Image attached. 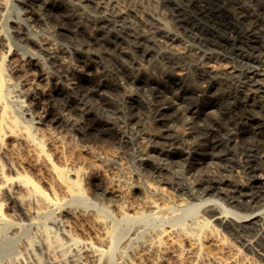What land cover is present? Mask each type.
Instances as JSON below:
<instances>
[{"label":"bare ground","instance_id":"bare-ground-1","mask_svg":"<svg viewBox=\"0 0 264 264\" xmlns=\"http://www.w3.org/2000/svg\"><path fill=\"white\" fill-rule=\"evenodd\" d=\"M38 1L16 0L21 14L36 18L43 7ZM159 1L165 14L147 13L146 17L133 6L102 10L95 0L61 3L62 18L74 21V29L65 36L73 44L71 52L85 67L99 72L106 69L93 56L113 50L127 55L126 66L134 69L136 79L148 87L153 98L150 113L140 111L138 97L131 99L136 111L129 112V119L136 124V134L140 133L135 117L139 111L166 124L169 110L178 121L207 106L220 111L217 124L207 133L216 142L235 148L217 157L220 161L214 171L193 173L190 187L165 176L171 166L161 161L162 156L151 162V156L157 155L139 148L138 166L149 177L140 179L137 169L131 179L119 162L120 166L100 170L108 187L94 192L87 176L89 170L99 171L98 167L87 166L85 158L69 152L64 140L45 122L57 111L78 126L67 92L75 82L66 73L48 70L40 53H25L13 44L9 31L30 37L20 12L10 8L12 1L0 0V240L27 225L34 224L36 233L31 231L34 242L21 234L27 238L18 255L10 258L11 264H43L42 256L50 264L264 261V31L259 30L264 24V0H251L258 3V14L241 0ZM94 4L99 12L86 8ZM128 12L141 22H130ZM59 27L65 28L63 24ZM82 34L85 41L77 38ZM37 42L40 44L39 39ZM45 44H40L42 49ZM46 51L54 56L57 50L49 46ZM154 55L167 63L163 76L180 82V92L169 98H162L151 86L152 76L145 74L143 61ZM33 70L38 82L33 80ZM191 75L194 84L189 82ZM211 88L215 94L208 100ZM189 97L193 100H187ZM183 134L173 127L154 133L150 149L186 159L198 143ZM159 137L168 140L162 144L156 139ZM236 174L244 178H232ZM91 193L98 197L96 201ZM108 193L114 198H106ZM43 218L51 223L47 220L49 224L44 221L39 226Z\"/></svg>","mask_w":264,"mask_h":264},{"label":"rangeland","instance_id":"rangeland-1","mask_svg":"<svg viewBox=\"0 0 264 264\" xmlns=\"http://www.w3.org/2000/svg\"><path fill=\"white\" fill-rule=\"evenodd\" d=\"M9 1H12L10 6L11 10L18 13L20 12L19 19L23 23L28 37H30V40L27 38L25 39L13 35L9 31V39L13 42V44L21 51H25V53H29L30 51L40 53L41 60L48 70L58 73V75L66 73V78L74 80L75 82L73 83V88L71 86V89H67V92H70L69 94L72 96L73 103H71L72 107L75 108H73V115L75 120L78 121V126H74L69 123L65 114L57 113V111H54V114L52 113L48 115L45 122H48L51 129L54 130L62 140H64L65 146L66 148L68 147L67 149L69 152L72 150L74 151L76 157L78 155V158L82 160L85 158L87 166H96L95 169L98 167L97 169L100 171L104 167L120 166L122 163V165H124L126 170L129 172L131 179H133L137 169L141 173L139 174L140 179L149 177L148 174L141 170L138 166L137 150L139 148H143V150L150 151L151 154L153 153V155H157L151 156V162H153L157 157L162 156L161 159L163 160L161 161H164L167 163L166 165L171 166V171H166L165 174L169 180L178 182L186 187H190L191 175L193 173L204 170L214 171L216 169V162L220 161L217 157L222 155L228 149L235 148L231 145L227 146L216 142L213 140L214 138L210 137L207 133L208 128L215 127L214 124H217L215 119L218 118L220 114V111L217 110V108L203 106L202 111L196 114L183 116L181 120L178 121L174 120L175 112L169 110V120L164 119L166 124L162 123L160 119H154L152 115L146 116L141 113L140 111L148 113L146 111L149 110L150 113L154 110L153 106L150 105L153 103V98L152 94L147 93L148 91H146L148 87L136 79L137 73L134 69L132 70V68H130V70L126 66L128 61L127 55H123L118 51L113 50L108 54L93 56L99 64L104 66L106 69L105 72L96 71L92 67H85L81 62H79L76 55L71 52L73 44L65 38V36L68 37L70 31L74 29V21L69 18H62L60 13L61 3L68 0H49L48 3H45V0H39L38 4H40L41 7L43 6L42 8L44 10L41 8L40 17L38 16L37 18L34 15L28 16L21 14L22 7L20 4H18L16 0ZM95 1H100L99 3H101L103 7L99 9L102 10L109 7L122 9H127L131 6L136 7L137 9H140L141 17H146L147 13H154L163 16L166 12V9L163 5H161L159 0ZM241 1L249 5L254 14H258V3H254L251 0ZM95 5L96 4L88 5L86 8L91 12H99L97 6ZM128 18L132 23L135 21L137 23L141 22L134 16V14L129 12ZM164 21L167 26H172L169 19H164ZM60 24H63L65 28L62 29L59 27ZM259 30L264 31V24L260 25ZM77 38L84 41L87 39L85 34H82ZM38 39L40 44L44 41L46 42V49L49 46L54 47L55 50H57L55 55H50L47 53L48 50L46 51V49H42L41 45L37 42ZM175 44L180 47L181 43L175 42ZM143 62L146 70L145 74L150 75L153 78L151 86L162 98H169L180 92V82L178 79L163 76L162 72L165 69L167 70L168 66L167 63L158 57V55H154L150 59ZM77 64L81 66H77L78 68H75ZM72 67H74V69ZM69 70L73 71V73L69 72ZM31 73L34 78V82H38V73L35 70L31 71ZM188 79L190 83L194 84L196 82L193 75H191ZM211 89H209V94L206 96L208 100L211 99L210 96L215 94L214 88ZM126 94H130V96ZM136 97L139 98L141 104L140 111L135 113L137 123L140 124V126L137 127L140 128L139 134L134 132L136 124L131 122L129 119V112L136 111L134 109V103L131 101V99ZM187 100H193V97H189ZM222 122H226V117H223ZM172 127L177 128L180 133H184V136L187 135V137H191L190 140L192 142L198 143L197 150L186 159H183V157L179 154L160 155L150 149V137L154 133L161 131L168 132ZM159 138L156 139L161 141V143H165L168 140L166 138ZM165 158H168V160ZM213 161L215 162L213 163ZM119 162L121 163L119 164ZM90 167L88 168L90 169ZM99 171L89 170L90 174L88 173L87 176V180L94 192L105 191L106 187H108V180L106 176ZM232 178L243 179L244 177L236 174L233 175ZM108 195L106 198L112 199L115 196L109 193ZM91 197L93 201L98 199V197H96L93 193H91ZM214 197H217V195ZM47 220L50 221L48 218H43V221L41 219V221L39 220V223H37L41 226V224L43 225L41 222L45 221L48 223ZM24 227L25 228L22 227L20 229L21 231L19 230L20 233L18 231V234L15 235L11 234V232H7L8 234L0 240V264L12 263L13 260L10 258L14 256V259L15 256L18 255L21 248V242L24 241L23 239L26 240L27 237L31 236L34 242L36 238L34 224ZM31 231L34 232L33 234L35 235L31 234ZM25 233H27V235ZM10 234L14 239H12ZM19 234L27 237H23L22 235L19 236ZM10 238L13 243H16L13 244ZM9 240L10 242L7 244ZM36 243L33 244L35 251H37ZM13 250H15L14 252L16 253L12 252ZM41 261L43 264H50L49 260L45 256H42ZM259 262L264 264L263 260H259Z\"/></svg>","mask_w":264,"mask_h":264}]
</instances>
